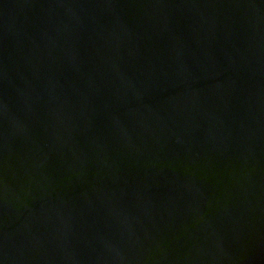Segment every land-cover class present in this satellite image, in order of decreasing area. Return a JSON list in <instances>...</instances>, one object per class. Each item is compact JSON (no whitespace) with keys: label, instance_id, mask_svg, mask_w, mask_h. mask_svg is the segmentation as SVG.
Wrapping results in <instances>:
<instances>
[{"label":"water","instance_id":"water-1","mask_svg":"<svg viewBox=\"0 0 264 264\" xmlns=\"http://www.w3.org/2000/svg\"><path fill=\"white\" fill-rule=\"evenodd\" d=\"M0 264H264V0H0Z\"/></svg>","mask_w":264,"mask_h":264}]
</instances>
